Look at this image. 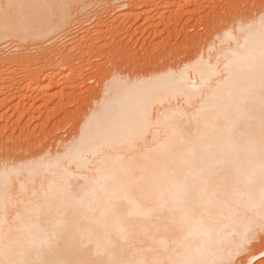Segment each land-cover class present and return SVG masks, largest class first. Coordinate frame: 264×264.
<instances>
[{
    "label": "bare ground",
    "instance_id": "obj_1",
    "mask_svg": "<svg viewBox=\"0 0 264 264\" xmlns=\"http://www.w3.org/2000/svg\"><path fill=\"white\" fill-rule=\"evenodd\" d=\"M77 11L83 13L81 9ZM257 13L217 26L204 42L189 48V54L179 65L189 84L204 88L202 92L193 89L194 102L189 103L187 95L176 97L170 92L154 95L149 107L151 126L141 130L138 102L129 94L123 101V114L108 125L106 139L113 147H106L99 154H86L82 159L74 156L64 160V148L59 153L55 149L14 161L10 158V164L39 167L45 155L59 154L62 167H69L71 172L66 179L60 174L25 173L14 183L7 224L2 225L3 231L11 228L14 247L23 252L43 236L55 235L53 248L45 249L46 258L59 252L97 261L111 257L132 264H174L196 254L201 244L197 230L200 217L209 213L216 216L221 210L219 206L204 207L202 191L215 192L216 200L225 204L246 200L250 194L258 195V185H249L247 181L257 163L251 147L259 130L258 92L255 96L248 94L252 86L242 59L247 53L240 48L243 38L237 30L241 24L254 23L264 14V8ZM55 35L47 40L52 41ZM35 41L41 43L43 39ZM233 53L237 54L239 67L229 76L224 66L234 58ZM17 76L18 73L14 79ZM229 94L231 99L221 105L218 97ZM99 95L73 139H86L95 133L92 114L110 103L103 89ZM202 107L208 110L214 124L205 126L203 120L195 119ZM116 196L122 198L113 211L110 203ZM3 216L0 191V218ZM258 255L253 254L246 261Z\"/></svg>",
    "mask_w": 264,
    "mask_h": 264
},
{
    "label": "rangeland",
    "instance_id": "obj_2",
    "mask_svg": "<svg viewBox=\"0 0 264 264\" xmlns=\"http://www.w3.org/2000/svg\"><path fill=\"white\" fill-rule=\"evenodd\" d=\"M102 2L110 7L83 9V17L76 10L81 15L79 24L73 25L66 38L56 34L57 40L32 41L19 51L0 46V165L29 154L60 150L75 138L99 99L101 81L109 68L119 66L125 75L137 77L181 65L189 48L204 42L217 26L257 15L264 8V0ZM49 57L56 60L49 61ZM260 250L259 243L253 245V254ZM256 264L264 260L256 259Z\"/></svg>",
    "mask_w": 264,
    "mask_h": 264
},
{
    "label": "snow or ice",
    "instance_id": "obj_3",
    "mask_svg": "<svg viewBox=\"0 0 264 264\" xmlns=\"http://www.w3.org/2000/svg\"><path fill=\"white\" fill-rule=\"evenodd\" d=\"M109 4L98 0L95 3L80 4L78 0H0V46L7 50L19 51L20 46L38 39L50 38L51 34L69 35L73 25L78 24L77 9L103 10ZM243 38L241 49L246 50L244 68L251 84L248 94L256 95L259 100V130L252 140V153L257 163L250 170L247 181L249 185H258V195L250 194L246 200L233 203H223L216 200V193L201 192L204 207L219 206L220 212L213 216L211 213L201 216L197 221V230L201 244L194 256L178 260L174 264H256V259L264 260V14H261L254 23L241 24L237 29ZM13 42V43H9ZM233 53V59L224 66L229 76L239 67ZM98 71L100 69H97ZM125 69L114 66L107 70L102 81L104 96L110 101L109 105L92 114L96 124L95 133L86 139H73L63 145L65 149L63 159L71 160L74 156L82 159L86 154H99L104 149L111 148L106 137L109 135V122L123 114V101L132 94L137 99L139 113L138 126L144 130L151 126L149 111L150 99L161 92H170L173 96L187 95L189 103L194 102L193 89L195 83L189 84L179 65L173 64L170 68H157L143 76L132 78L131 73L125 75ZM215 73V69H213ZM226 77L225 82H227ZM119 87H115V85ZM231 95L218 97L222 105L230 100ZM195 119L203 120L205 126L214 124L208 110L201 108ZM59 153V149L57 150ZM47 161V163H44ZM60 155L53 157L50 153L43 157L39 167L35 165L10 164L5 161L0 167V191L3 192L4 216L0 218V264H132L130 261L109 258L104 261L82 259L72 253L64 255L55 253L46 258L45 249L53 248L55 235L43 236L38 242H33L30 249L18 251L14 247L10 233L2 230L7 224V207L12 199L14 183L27 173L30 176L41 174L57 175L66 179L71 175L69 167H62ZM63 188H61V191ZM122 197L110 203L113 211ZM226 241V242H225ZM259 243V255L250 261L244 258L252 256L253 245ZM143 264V262H139Z\"/></svg>",
    "mask_w": 264,
    "mask_h": 264
}]
</instances>
